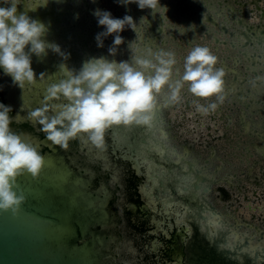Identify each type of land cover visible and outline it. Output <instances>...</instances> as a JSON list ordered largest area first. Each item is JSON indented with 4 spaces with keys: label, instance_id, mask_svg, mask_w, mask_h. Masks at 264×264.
Instances as JSON below:
<instances>
[{
    "label": "water",
    "instance_id": "1",
    "mask_svg": "<svg viewBox=\"0 0 264 264\" xmlns=\"http://www.w3.org/2000/svg\"><path fill=\"white\" fill-rule=\"evenodd\" d=\"M31 1L36 2L35 8L44 3V0ZM23 2L27 4L29 0ZM161 2L168 6L169 19L153 15L150 9L142 10L135 3L125 6L117 0H50L46 7L24 12L57 24L71 21L72 26L52 28L53 32L70 33L76 44L84 40L92 57L129 59L128 43L135 39L134 47L144 53L172 51L178 70L174 79L182 76L184 57L193 46L211 50L217 58L215 67L223 68L226 75L223 101L211 98L218 106L209 112V117L216 124L218 121L224 124L225 132L216 138L231 141L233 159L247 164L248 171H238L239 166L229 159L228 169L215 151L208 154L202 150L195 157L187 144L176 142L169 117L171 111L182 106L191 110L192 105L197 106L198 99L207 103L194 97L187 85L181 91L180 101L174 104L167 102V90L162 91L151 126H131L135 131L147 133L150 146L163 149L168 169L165 187L178 194L179 209L194 214V226L201 240L215 242L217 248L228 247L221 257L235 264L240 258L247 264H264V217L260 219L253 214L250 220L231 214L233 202H225L222 195V190L231 192L239 205L236 208L239 215L244 204L236 193L242 194L248 189L244 181L257 187L262 185L261 177H253L251 168L264 162V0ZM97 8L110 11L118 18L131 15L137 22L148 17L138 25L137 34L131 28L120 33L125 43L119 46L115 57L108 52L114 35L105 37L104 47H98L96 36L104 28L93 14ZM208 128L210 131L212 126ZM42 155L46 164L39 177L25 172L16 180L17 192L25 197L20 213L0 212V264H104L103 237L94 230L101 210L98 198L87 185L85 188V181L71 168L62 149L53 146ZM253 194L257 199L264 198V193L263 196L257 191ZM244 200L250 202L252 198L244 195Z\"/></svg>",
    "mask_w": 264,
    "mask_h": 264
},
{
    "label": "clouds",
    "instance_id": "2",
    "mask_svg": "<svg viewBox=\"0 0 264 264\" xmlns=\"http://www.w3.org/2000/svg\"><path fill=\"white\" fill-rule=\"evenodd\" d=\"M23 0H0V70L12 77L13 83L23 89L32 83L37 74L32 67L33 55L43 60L49 50L68 59L61 46L46 39L50 26L33 18L27 12H19ZM50 0H44L46 7ZM122 5L137 4L140 9H150L152 14L168 18V6L161 0H117ZM29 9V10H36ZM93 14L104 31L96 36L98 47H104V38L114 35L108 48L111 56L117 55L119 46L125 43L120 34L131 28L137 34L138 25L131 15L114 17L110 11L95 9ZM169 19V18H168ZM149 22V20H148ZM135 40L128 43L129 59H108L105 56L91 57L83 62L79 70L69 69L66 63L59 68L66 69V78L53 83L47 89L46 100L63 98L67 101L56 115H49V107L37 108L30 113L32 119L42 125V130L54 144L67 149L69 141L80 134H87L89 140L100 149L106 141L105 133L115 125L151 126L153 112L159 95L167 90V102L178 103L181 91L187 90L196 101L197 111L208 114L217 108L212 97L223 101V68L215 67L216 56L206 46H193L184 57L182 76L174 79L177 69L175 53L172 51L142 52L134 47ZM41 75V74H40ZM0 87V91H2ZM11 106L0 102V212L19 214L25 200L16 190L18 176L25 172L39 177L46 164V158L39 150L26 143L11 130Z\"/></svg>",
    "mask_w": 264,
    "mask_h": 264
},
{
    "label": "flooded vegetation",
    "instance_id": "3",
    "mask_svg": "<svg viewBox=\"0 0 264 264\" xmlns=\"http://www.w3.org/2000/svg\"><path fill=\"white\" fill-rule=\"evenodd\" d=\"M35 3L31 0L27 4L22 2L18 11H34L29 9H35ZM41 21L50 26L46 39L59 44L69 54L68 59L51 50L43 60L33 55L32 67L37 78L26 83L23 89L0 70V87L3 89L0 102L12 108L13 132L42 154L53 146L62 149L71 168L81 175L89 191L98 198L101 210L94 230L103 237V263L235 264L231 259L221 257L228 247L217 248L215 242L201 240L198 228L194 226V214L179 209L178 194L165 187L168 169L163 159L164 151L150 146L147 133L135 131L131 125H122L127 130V135L123 136L120 125H115L106 131L103 149L97 148L87 134L70 140L65 149L50 141L42 125L31 118L33 110L46 104L50 116L62 110L67 103L65 99L46 100L49 86L66 78L67 70L59 65L66 63L69 69L79 70L88 59L84 40H78L76 44L70 33L63 35L52 30L72 26L71 21L58 24L50 19ZM181 126L183 122H173L176 142L187 144L192 155L197 157L199 149L178 132ZM134 141H143L145 145L135 147L131 144ZM236 264L247 263L240 258Z\"/></svg>",
    "mask_w": 264,
    "mask_h": 264
},
{
    "label": "crops",
    "instance_id": "4",
    "mask_svg": "<svg viewBox=\"0 0 264 264\" xmlns=\"http://www.w3.org/2000/svg\"><path fill=\"white\" fill-rule=\"evenodd\" d=\"M108 9H110V11L113 10L112 7H108ZM182 111H183V114H184V109ZM197 113L201 114L198 111H197ZM197 113H196V115H198ZM181 116H182V114H181ZM183 117L180 120L176 119V121L183 122V126H181V129H188V125L185 124L186 121H187V119H186V113H185V118H183ZM197 118L199 119V117H197ZM212 124L215 125V122L212 123ZM198 125H200V124H198ZM217 129L218 128L211 129L213 131H211V130L210 131L209 130L208 131H204V133H206L205 135H203V132L202 131H199L198 137L195 136V138L192 140L193 143H194V146H196L199 149V151H202V150L208 151V154H211L213 151L217 152L216 153L217 156L220 157V159L224 163L223 165L225 167H227L228 169H229L230 166H229V163L227 162V159H229L231 161H234V163L236 164V166H239L238 167V169H239L238 171H241V172L243 170L248 171L249 170V166H247V164L242 165L239 160L233 159V157H232V151L233 150L231 149V141H229V143H227L225 140H222V141L217 140V138H216L217 137V134H218ZM212 136H214V138H212ZM183 137H184V134H183ZM206 141H209V148H208V150H207V148H205L206 145H208V143L205 144ZM255 159H259V157L256 156ZM215 163H218V160H216ZM251 171H252L253 177L254 176L261 177L262 185H261V187H257L253 183H249L248 180L244 181L246 187H248L249 190L248 189H245V191L242 194L236 193V195L241 198V201L244 202V207L240 209V212L239 213H241V215H242V216H240L241 218L243 217V218L252 220L253 219L252 218V215L255 214V215H257V217H260V219H263V217H264V210H262L260 206H258V208L256 206L253 207V205H257V204H255L254 201L253 202H247V201H245L244 200V195H249L250 197L252 196V198H254L253 192L254 191H257L260 195L262 193V196H263V193H264V180H262V178H264V162H261L257 166H255L253 164V166L251 168ZM263 200H264V198H263ZM231 201H229L228 203H230ZM237 204L238 203L234 200L233 201V205L231 206V214H234L236 216H237L236 208H238V205ZM256 222H257V220H256Z\"/></svg>",
    "mask_w": 264,
    "mask_h": 264
},
{
    "label": "rangeland",
    "instance_id": "5",
    "mask_svg": "<svg viewBox=\"0 0 264 264\" xmlns=\"http://www.w3.org/2000/svg\"><path fill=\"white\" fill-rule=\"evenodd\" d=\"M88 40H89V38H88ZM87 51H88L87 52V56L92 57L93 56L92 53L89 52L88 49H87ZM192 106L193 107L191 108V110H187L183 106L181 108L174 109V110L171 111V114L169 116L170 119H172V122H175L176 119L180 120V119H182L183 116H184L183 118H185V113H186V119H187V121H186L185 124L188 125V129H180V130L178 129V132L184 134L185 139L188 138L190 141H192L195 138V136L198 137L199 131H202L203 132V135H205L206 133H204V131H208L209 130L208 126H210V125L213 127L212 129H215V128H218L219 129V133L217 134V137L219 135H223V132H225L224 131L225 129H224V124L221 121H218V124H216V123H215V125L212 124L215 121L211 120V118L209 117V113L208 114L201 113V116L200 115H196V113H197V106L196 105H192ZM183 108H184V114H183V111H182ZM181 114H182V116H181ZM197 117H199V119ZM198 124H200V125H198ZM119 128H120L119 130H120L121 135H123V136L125 135L126 136L127 135V130L122 125H120ZM211 131H213V130H211ZM213 137L214 136H212V138ZM217 140H219V138H217ZM131 144L134 145L135 147H141L142 145H145L143 141H139V142L138 141H134ZM205 144H207V141L205 142ZM83 185H85V188H86L87 182H84ZM217 190H219V189H217ZM222 194L224 196L223 197V200L225 202H229L231 200H232L231 202L234 201L231 192H227L225 190H222ZM261 196H262V193H261ZM251 198H252V196H251ZM253 201L255 202V204H257V205H253V207L256 206L258 208V206H260L261 209L264 210V200H263V198H261V200H260V199H257L254 196V198H252V201H250V202H253ZM243 204H244V202H243ZM238 207H239V205H238ZM239 214L240 215H237V216L239 218H241L240 216H242V215H241V213H239Z\"/></svg>",
    "mask_w": 264,
    "mask_h": 264
},
{
    "label": "bare ground",
    "instance_id": "6",
    "mask_svg": "<svg viewBox=\"0 0 264 264\" xmlns=\"http://www.w3.org/2000/svg\"><path fill=\"white\" fill-rule=\"evenodd\" d=\"M48 20V19H47ZM50 22V21H49ZM52 27V26H51ZM184 109V108H183ZM216 161V160H215Z\"/></svg>",
    "mask_w": 264,
    "mask_h": 264
}]
</instances>
